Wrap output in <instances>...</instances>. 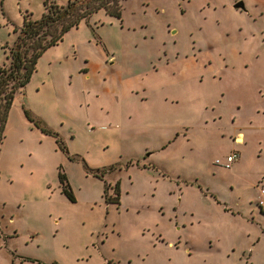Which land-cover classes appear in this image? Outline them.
Returning <instances> with one entry per match:
<instances>
[{"label": "rangeland", "instance_id": "374dc122", "mask_svg": "<svg viewBox=\"0 0 264 264\" xmlns=\"http://www.w3.org/2000/svg\"><path fill=\"white\" fill-rule=\"evenodd\" d=\"M116 1L119 17L81 19L15 93L0 264H264V0ZM44 9L0 0V66Z\"/></svg>", "mask_w": 264, "mask_h": 264}, {"label": "trees", "instance_id": "16d2710c", "mask_svg": "<svg viewBox=\"0 0 264 264\" xmlns=\"http://www.w3.org/2000/svg\"><path fill=\"white\" fill-rule=\"evenodd\" d=\"M43 3L45 9L39 19L32 20L24 16L22 26L13 29L16 37L7 49V63L0 66V143L4 137L8 111L15 93L21 91L29 82L41 54L61 41L63 35L81 19L87 18L98 9H104L110 15L120 16V5L116 0H69L65 6L47 0H43ZM24 113L29 120H33L26 109ZM35 124L39 126L36 121ZM42 130L56 135L47 129ZM58 182L61 192L73 200L71 188L61 172L58 173ZM106 191L107 185H104V200L119 204V181H116L113 189L115 195H105Z\"/></svg>", "mask_w": 264, "mask_h": 264}, {"label": "built area", "instance_id": "2783aa9c", "mask_svg": "<svg viewBox=\"0 0 264 264\" xmlns=\"http://www.w3.org/2000/svg\"><path fill=\"white\" fill-rule=\"evenodd\" d=\"M237 158V154L235 152L230 153L229 155H227L226 157V161H225V167H229L231 165V163Z\"/></svg>", "mask_w": 264, "mask_h": 264}, {"label": "crops", "instance_id": "0c3cea01", "mask_svg": "<svg viewBox=\"0 0 264 264\" xmlns=\"http://www.w3.org/2000/svg\"><path fill=\"white\" fill-rule=\"evenodd\" d=\"M82 57H83V63H86V64H87L88 61H89V59L87 58V56L83 55ZM86 58H87V59H86ZM84 71H86V72L88 71L87 67L84 68ZM236 136H237V137H236ZM236 136H235V138H234V139H235V142H236V143H239V142H237V140L241 141V140H242V137H241V135H238V134H237ZM241 143H242V142H241Z\"/></svg>", "mask_w": 264, "mask_h": 264}, {"label": "water", "instance_id": "95a60500", "mask_svg": "<svg viewBox=\"0 0 264 264\" xmlns=\"http://www.w3.org/2000/svg\"><path fill=\"white\" fill-rule=\"evenodd\" d=\"M234 6H235L236 8H243V3H242L241 1H237V2L234 4Z\"/></svg>", "mask_w": 264, "mask_h": 264}]
</instances>
